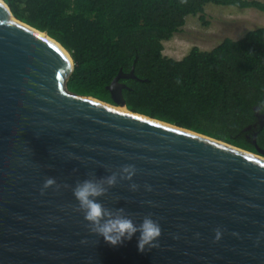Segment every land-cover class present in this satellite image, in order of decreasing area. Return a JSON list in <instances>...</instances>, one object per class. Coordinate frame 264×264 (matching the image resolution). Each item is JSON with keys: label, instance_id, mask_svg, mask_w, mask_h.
<instances>
[{"label": "water", "instance_id": "1", "mask_svg": "<svg viewBox=\"0 0 264 264\" xmlns=\"http://www.w3.org/2000/svg\"><path fill=\"white\" fill-rule=\"evenodd\" d=\"M72 69L0 0V264H264V151L128 109L117 78L133 67L108 85L125 109L70 91ZM127 164L136 174L99 199L159 219V247L143 253L139 233L112 246L73 207L78 180ZM46 177L70 187L41 195Z\"/></svg>", "mask_w": 264, "mask_h": 264}, {"label": "trees", "instance_id": "2", "mask_svg": "<svg viewBox=\"0 0 264 264\" xmlns=\"http://www.w3.org/2000/svg\"><path fill=\"white\" fill-rule=\"evenodd\" d=\"M4 1L68 51L70 91L114 103L108 85L133 67L134 76L117 78L125 107L263 154L264 25L209 49L193 45L180 58L162 52L163 40L188 14L202 17L206 3L264 11L262 0Z\"/></svg>", "mask_w": 264, "mask_h": 264}, {"label": "clouds", "instance_id": "3", "mask_svg": "<svg viewBox=\"0 0 264 264\" xmlns=\"http://www.w3.org/2000/svg\"><path fill=\"white\" fill-rule=\"evenodd\" d=\"M181 3H187V0H181ZM177 83H180L179 77H177ZM257 111L260 112V108H257ZM136 171L134 165L127 164L123 165L118 172L114 171L103 177H96L95 173H89L88 178L78 180L72 187L73 196L77 201L73 207L75 211L83 214L90 232L102 236L112 246L121 245L139 233L138 250L143 253L159 247V237L162 235L159 219H153L152 214L149 213L137 223L133 215L127 213L125 208L106 207L99 199L106 196L109 189L116 186L119 180H131ZM61 187L70 186L59 184L54 177H46L40 189L41 195L45 194L49 188L59 191ZM129 187L132 191H136L139 185L132 183ZM146 187L149 191L151 190V186L146 185ZM215 233V240H219L221 230L217 228Z\"/></svg>", "mask_w": 264, "mask_h": 264}, {"label": "rangeland", "instance_id": "4", "mask_svg": "<svg viewBox=\"0 0 264 264\" xmlns=\"http://www.w3.org/2000/svg\"><path fill=\"white\" fill-rule=\"evenodd\" d=\"M202 17L199 13L188 14L180 28L163 40L162 52L180 58L193 45L209 49L225 36L238 38L247 29L264 25V11L254 7L208 2L204 5Z\"/></svg>", "mask_w": 264, "mask_h": 264}, {"label": "bare ground", "instance_id": "5", "mask_svg": "<svg viewBox=\"0 0 264 264\" xmlns=\"http://www.w3.org/2000/svg\"><path fill=\"white\" fill-rule=\"evenodd\" d=\"M113 106L118 108V109H125V107L123 105H113Z\"/></svg>", "mask_w": 264, "mask_h": 264}]
</instances>
